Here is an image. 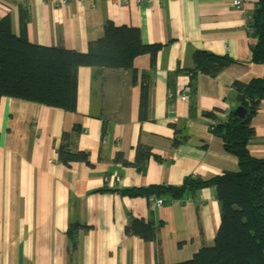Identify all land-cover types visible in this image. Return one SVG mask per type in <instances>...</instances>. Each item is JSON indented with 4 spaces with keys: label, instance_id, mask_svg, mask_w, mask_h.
<instances>
[{
    "label": "crops",
    "instance_id": "0c3cea01",
    "mask_svg": "<svg viewBox=\"0 0 264 264\" xmlns=\"http://www.w3.org/2000/svg\"><path fill=\"white\" fill-rule=\"evenodd\" d=\"M232 2L0 0L11 33L18 36L23 21L34 45L85 53L110 21L137 28L143 44L162 46L153 64L148 55L133 60L135 76L79 68L74 113L0 99V264H175L213 245L220 222L213 188L181 201L161 197L154 209L151 199L95 191L179 186L188 177L207 180L238 169L201 116L234 109L232 84L264 74L250 62L257 0H240V8ZM197 50L235 63L215 77L178 73L193 68ZM250 125L247 150L264 160V99ZM64 131L72 132L69 149L86 152L89 165L58 163ZM139 146L151 153L142 171L115 161L120 155L132 163ZM133 219L151 222L155 241L126 234Z\"/></svg>",
    "mask_w": 264,
    "mask_h": 264
},
{
    "label": "trees",
    "instance_id": "16d2710c",
    "mask_svg": "<svg viewBox=\"0 0 264 264\" xmlns=\"http://www.w3.org/2000/svg\"><path fill=\"white\" fill-rule=\"evenodd\" d=\"M24 25L21 21L19 35L15 36L10 31L9 18H0V99L13 98L65 113L75 112L79 68L124 70L135 76L133 60L148 55L153 64L162 49L159 44H143L137 28L116 26L110 21L103 24L102 36L89 43L85 53L31 44ZM249 26L250 36L255 41L250 47V62L264 67V0H257ZM192 61V69L177 72L189 74L191 78L199 74L215 77L235 63L227 56L198 50L193 52ZM141 77L145 79V75ZM147 88L142 82L141 109L146 106ZM232 89L234 109L241 108L243 117L235 116L234 109L204 112L201 116L209 121V132L221 140L223 151L236 158V171H225L207 180L188 177L179 186L95 191L118 193L128 198L163 197L181 201L187 194L194 197L201 189L213 188L220 211L213 245L202 247L190 259L175 264H264V160L253 158L247 150L248 142L254 137L250 123L264 99V74L247 83L234 82ZM71 133H62L56 150L58 163L65 167L75 163L89 165L86 152L69 149ZM150 156L148 148L139 146L132 163L125 162L120 155L115 161L140 170ZM125 233L144 241H155L156 237L151 222L142 219L131 220Z\"/></svg>",
    "mask_w": 264,
    "mask_h": 264
},
{
    "label": "built area",
    "instance_id": "2783aa9c",
    "mask_svg": "<svg viewBox=\"0 0 264 264\" xmlns=\"http://www.w3.org/2000/svg\"><path fill=\"white\" fill-rule=\"evenodd\" d=\"M137 1L139 2L140 0H137ZM172 1H174V0H172ZM175 1H176V0H175ZM232 4H233V6H235L236 8H240V4H241V2H240V0H233ZM181 99L183 100L184 97H182ZM51 163H53V162L51 161ZM162 204H163V199H161V198H153V199H151V200L149 201V207H150L151 209H154V208L160 207V206H162Z\"/></svg>",
    "mask_w": 264,
    "mask_h": 264
},
{
    "label": "water",
    "instance_id": "95a60500",
    "mask_svg": "<svg viewBox=\"0 0 264 264\" xmlns=\"http://www.w3.org/2000/svg\"><path fill=\"white\" fill-rule=\"evenodd\" d=\"M233 114L237 117H243V110L239 107L233 110Z\"/></svg>",
    "mask_w": 264,
    "mask_h": 264
}]
</instances>
